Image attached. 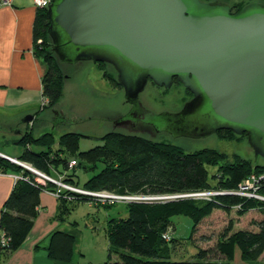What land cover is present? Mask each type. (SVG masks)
Listing matches in <instances>:
<instances>
[{
  "label": "trees",
  "instance_id": "obj_1",
  "mask_svg": "<svg viewBox=\"0 0 264 264\" xmlns=\"http://www.w3.org/2000/svg\"><path fill=\"white\" fill-rule=\"evenodd\" d=\"M246 6L235 12L229 7L231 13H237ZM48 25L47 7L38 8L33 25V47L35 55L46 65L41 77L42 94L47 99L44 109L56 108L62 95L63 81V66L51 51ZM79 139L77 132L58 136L44 132L35 136L31 131H24L21 137L8 143L24 146L18 160L46 174L52 175L53 171L65 173L64 181L78 185L77 173L67 171L69 161L74 159L82 171L93 172L83 184L91 190L148 197L184 195L209 188L220 192L207 200L177 196L129 201L126 217L107 220L109 254L115 253L117 259H109L103 264H230L236 251L249 262H255L264 252V199L233 193L259 167L262 173L255 193L264 197V165L251 168L249 161L240 159L221 163V155L215 150L199 148L186 151L176 143L148 139L138 133L110 131L100 137L101 144L84 151L79 150ZM28 145L44 149H30ZM209 164L218 165L217 175H209ZM8 171L22 175L0 207V228L7 238L5 244L0 243V260L16 250L32 229L40 193L55 190L51 182L43 184L37 181L34 173L0 156V172ZM210 176L216 179L215 184L210 182ZM58 201L59 215L66 216L70 212L67 201L61 195ZM233 207L239 215L258 210L260 218L252 222L255 228L229 227L220 234L215 246L199 248L193 259H171L170 243L164 240L163 233L172 217L179 214L188 216L193 222L192 234L215 209L229 210ZM75 244L74 234L55 230L48 239L47 255L60 264H70L75 256Z\"/></svg>",
  "mask_w": 264,
  "mask_h": 264
},
{
  "label": "water",
  "instance_id": "obj_2",
  "mask_svg": "<svg viewBox=\"0 0 264 264\" xmlns=\"http://www.w3.org/2000/svg\"><path fill=\"white\" fill-rule=\"evenodd\" d=\"M47 14L60 65L91 61L115 70L130 104L117 125L141 121V130L191 138L231 130L246 134L254 157L264 159V5L231 13L204 0H51ZM173 77L192 97L177 111L148 109L141 99L148 82L168 90Z\"/></svg>",
  "mask_w": 264,
  "mask_h": 264
},
{
  "label": "rangeland",
  "instance_id": "obj_3",
  "mask_svg": "<svg viewBox=\"0 0 264 264\" xmlns=\"http://www.w3.org/2000/svg\"><path fill=\"white\" fill-rule=\"evenodd\" d=\"M207 1L213 4L216 2L227 4L234 12L238 8L252 3L264 5V0ZM62 74V95L56 104V110L61 111L63 117H57L51 110L41 111L46 106L39 111H36V108L30 114L36 111V125H39V122L43 118L45 121L47 120L46 130L48 132L52 131L56 136L67 131L77 132L80 134L79 150H88L102 143L100 137L107 135L111 131L114 120L120 114L124 115L129 110L130 104L125 99L122 87L116 82L115 70L110 66L91 61H83L63 66ZM190 97L191 93L178 81H174L168 90L149 82L141 94L143 104L155 113L176 111ZM0 112V153L1 150L5 152H18L21 147L15 145L6 146V144L17 139V135L14 134V127H17V123L27 114L24 113V108L11 110L9 113ZM48 122L49 124H47ZM36 127L35 129L33 128L35 134H41L46 131L42 129L37 131ZM114 131L138 133L148 139L170 141L178 144L186 151L209 148L221 155V163H232L240 159L249 161L251 168H255L256 165H264L263 158L259 156L254 157V152L246 140V134L236 135L228 130H219L207 138H191L189 136L174 137L165 129L158 132H151L148 130H139L129 125L120 127ZM18 163L22 168H24L23 166H27L29 169H25L31 172V164L23 161ZM207 169L209 175H217L218 165L209 164ZM67 171H75L77 173L79 184H70L82 188V191L69 194L64 187L51 182L54 184L55 190H44L42 192L52 194L57 200L61 195V198L65 199L68 203L70 212L67 214L68 216L66 215L67 220L64 225L67 232L74 234L76 238V244L74 246L75 256L70 264H103L109 259L112 261L116 260L117 255L115 253L109 254L106 225L109 218H124L127 216L129 194L118 191L106 192L88 189L83 184L93 174L92 171L84 172L77 166ZM254 171L253 174H250L245 179L249 183L245 182L244 186H241L238 192L247 194L248 192L246 191L249 189L250 194H252L250 197L255 196L259 198L261 196L256 194L251 188H257L258 182L260 181L259 174L262 171L259 167ZM94 172H97V170ZM21 175V173L13 174L15 180L19 178H16V176L21 177ZM51 176L58 178L63 175L53 171ZM210 177V182L215 184L216 179L212 176ZM58 191H60L59 196H57ZM197 193L196 195L189 196V198L207 200L216 195L217 192L215 189L209 188ZM260 215L261 213L255 209L249 210L243 215H239L237 209L234 207L229 210L215 209L210 216L201 221L191 234L192 220L188 216L179 214L172 217V220L163 233V237L166 242L170 243L172 260H191L195 257L199 248L215 246L220 234L229 227L231 228L233 226V229H254L255 226L252 222L259 219ZM71 222L72 224H70ZM236 254V258L230 264H238L239 260L246 264H264V256L261 257L262 259L259 257L255 262H249L243 260L238 251Z\"/></svg>",
  "mask_w": 264,
  "mask_h": 264
},
{
  "label": "crops",
  "instance_id": "obj_4",
  "mask_svg": "<svg viewBox=\"0 0 264 264\" xmlns=\"http://www.w3.org/2000/svg\"><path fill=\"white\" fill-rule=\"evenodd\" d=\"M37 9L32 0H10L8 4L0 0V111L4 113L24 108V113L30 114L36 108V111L43 108L41 107L43 97L41 77L46 65L33 51V25ZM43 110L50 109L41 111ZM36 111L31 113L34 117L37 115ZM46 122L44 118L39 125H36L34 120L28 124L18 122L17 127L20 132H14V134L17 138L21 137L24 131H31L35 136L40 135L35 134L33 128L39 126L36 130L44 131L47 129ZM7 145L21 147L18 152L1 150L2 154L18 160L17 157L24 146L14 143H7ZM28 147L35 150L44 149L39 146L28 145ZM13 174L10 171L0 172V207L16 182ZM58 206L59 201L52 194L41 192L32 229L23 243L2 258L0 264H60L51 260L46 250L49 236L53 231L67 232L64 224L68 215L61 217ZM236 255L235 253L234 259ZM262 256L264 252L260 259ZM238 264L246 263L239 260Z\"/></svg>",
  "mask_w": 264,
  "mask_h": 264
},
{
  "label": "built area",
  "instance_id": "obj_5",
  "mask_svg": "<svg viewBox=\"0 0 264 264\" xmlns=\"http://www.w3.org/2000/svg\"><path fill=\"white\" fill-rule=\"evenodd\" d=\"M50 1L51 0H32L33 5L36 8H44V7H47L48 4L50 3ZM2 2L5 3V4H8V3H10V0H2ZM38 42H40V40H38ZM46 104H47V99H46V97L43 96L42 99H41V107H44ZM0 155H4V154L0 153ZM6 157H8V156H6ZM8 160H10L11 162H12V160H14L16 162H20V161H17L16 159H13V158H10V157H8ZM76 165H77V162L74 159H72L68 163V169H71V168H73ZM30 171L36 175V178L35 179L37 181H39V182H41L43 184H45L46 181H48V182H54V183L58 184L59 186L64 187L65 190H67V192H69V194L79 193L80 191H82L81 190L82 188H78V187H76L74 185H71L69 182L64 181L63 176H64L65 173H61L63 175L62 177L59 176L58 178H54V176H51V175L46 174L44 172H41V171H39V170H37V169H35L33 167H31V170ZM17 177L20 178V176H16V178ZM245 182L249 183L248 180L247 181L244 180L242 183H240L238 185V188L235 191H233V193L239 194V195H245V196H248L249 195V197H250L252 194H250V190L249 189H247V191H246V192H248L247 194H241L240 192H238L239 191V188L241 186H244V183ZM251 189L254 190V192L256 190V188L254 189V187H252ZM216 192H217L216 194L220 193L218 191H216ZM59 193H60V191L57 192V196L60 195ZM196 194H198V193L197 192H194V193H189V194H184V195H174V196H185V197L188 196L189 197V196L196 195ZM129 197L130 198H128V201L137 200V199H144V198H146L148 196L129 195ZM149 197H159V196H149ZM253 197H255V196H253ZM257 197H259V196H257ZM259 198H262V197H259ZM6 241H7V238H6L5 234L3 233V231L0 228V243L3 245V244H5Z\"/></svg>",
  "mask_w": 264,
  "mask_h": 264
},
{
  "label": "flooded vegetation",
  "instance_id": "obj_6",
  "mask_svg": "<svg viewBox=\"0 0 264 264\" xmlns=\"http://www.w3.org/2000/svg\"><path fill=\"white\" fill-rule=\"evenodd\" d=\"M107 66H110V65H108V64H106ZM111 67V66H110ZM112 68V67H111ZM174 81H178V78L177 77H173V79H172V84H171V86L173 85V83H174ZM149 82H151V81H149ZM148 82V83H149ZM179 82V81H178ZM180 83V82H179ZM181 84V83H180ZM182 85V84H181ZM171 86H170V88H171ZM183 86V85H182ZM159 87H163V86H159ZM184 87V86H183ZM164 88V87H163ZM169 88V89H170ZM185 89H187L186 87H184ZM188 90V89H187ZM189 91V90H188ZM190 92V91H189ZM191 93V92H190ZM191 97H192V94H191ZM190 97V98H191ZM189 98V99H190ZM188 99V100H189ZM186 102V101H185ZM180 109V108H179ZM178 109V110H179ZM177 111V110H176ZM59 113H60V115L61 116H63V114H62V112L61 111H59ZM123 115V114H122ZM121 114L119 115V117L118 118H120L121 116H122ZM118 118H116L115 120H114V125H113V127H112V129H111V131H114L115 129H118V128H120V127H123V126H119V125H117L116 124V121H117V119ZM1 123V122H0ZM130 126V125H129ZM133 127V126H132ZM146 127V124H144L143 122H141V121H138L135 125H134V128H136V129H139V130H141V129H144ZM49 132H52V131H49ZM67 132H72V131H67ZM63 133H66V132H63Z\"/></svg>",
  "mask_w": 264,
  "mask_h": 264
}]
</instances>
